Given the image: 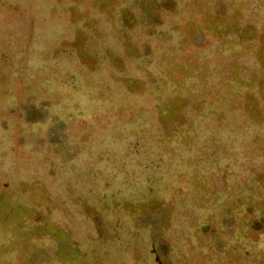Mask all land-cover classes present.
I'll list each match as a JSON object with an SVG mask.
<instances>
[{
  "label": "rangeland",
  "instance_id": "1",
  "mask_svg": "<svg viewBox=\"0 0 264 264\" xmlns=\"http://www.w3.org/2000/svg\"><path fill=\"white\" fill-rule=\"evenodd\" d=\"M0 264H264V0H0Z\"/></svg>",
  "mask_w": 264,
  "mask_h": 264
}]
</instances>
